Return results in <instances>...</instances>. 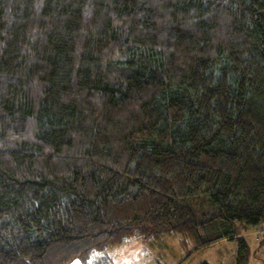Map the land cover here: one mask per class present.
Here are the masks:
<instances>
[{
  "label": "trees",
  "instance_id": "obj_1",
  "mask_svg": "<svg viewBox=\"0 0 264 264\" xmlns=\"http://www.w3.org/2000/svg\"><path fill=\"white\" fill-rule=\"evenodd\" d=\"M256 227L264 0H0V264Z\"/></svg>",
  "mask_w": 264,
  "mask_h": 264
},
{
  "label": "rangeland",
  "instance_id": "obj_2",
  "mask_svg": "<svg viewBox=\"0 0 264 264\" xmlns=\"http://www.w3.org/2000/svg\"><path fill=\"white\" fill-rule=\"evenodd\" d=\"M242 235H247L250 245L248 264H264V241L259 243L261 237L256 239L250 231L242 232ZM192 251L194 245L191 240L183 242L179 235L168 233L151 242L133 241L104 250H93L87 259L74 258L69 264H184ZM236 253V241L224 240L193 253V259L187 264H200L203 261L235 264Z\"/></svg>",
  "mask_w": 264,
  "mask_h": 264
},
{
  "label": "built area",
  "instance_id": "obj_3",
  "mask_svg": "<svg viewBox=\"0 0 264 264\" xmlns=\"http://www.w3.org/2000/svg\"><path fill=\"white\" fill-rule=\"evenodd\" d=\"M252 234H254V235H262V234H264V229H261V228H257V227H256V228L253 230Z\"/></svg>",
  "mask_w": 264,
  "mask_h": 264
},
{
  "label": "crops",
  "instance_id": "obj_4",
  "mask_svg": "<svg viewBox=\"0 0 264 264\" xmlns=\"http://www.w3.org/2000/svg\"><path fill=\"white\" fill-rule=\"evenodd\" d=\"M161 238H162V237H161ZM224 240H227V239H224ZM224 240H221V241H224ZM195 252H198V250H197V251H194V254H195ZM194 254H192L189 258H187V259H186V262H184V264L189 263V262L193 259Z\"/></svg>",
  "mask_w": 264,
  "mask_h": 264
}]
</instances>
